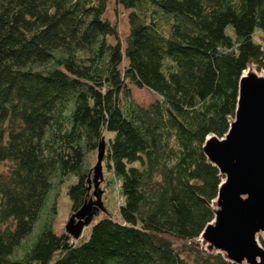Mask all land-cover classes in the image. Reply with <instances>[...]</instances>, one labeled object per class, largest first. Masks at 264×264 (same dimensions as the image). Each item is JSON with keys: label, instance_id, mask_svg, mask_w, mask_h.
<instances>
[{"label": "trees", "instance_id": "obj_1", "mask_svg": "<svg viewBox=\"0 0 264 264\" xmlns=\"http://www.w3.org/2000/svg\"><path fill=\"white\" fill-rule=\"evenodd\" d=\"M116 1L123 48L105 0H0V264H237L196 243L224 177L203 144L228 132L242 72L264 69V0ZM102 139L122 201L78 242L53 230L56 199L75 175L71 214L87 202Z\"/></svg>", "mask_w": 264, "mask_h": 264}, {"label": "water", "instance_id": "obj_2", "mask_svg": "<svg viewBox=\"0 0 264 264\" xmlns=\"http://www.w3.org/2000/svg\"><path fill=\"white\" fill-rule=\"evenodd\" d=\"M238 93L228 132L224 137L208 135L203 144L208 160L224 177L213 201L214 218L200 237L209 249L221 251L237 264H264V246L258 238L260 232L264 237V75L244 70ZM104 149L102 139L88 179L94 184L93 194L70 216L66 231L74 238L88 223L94 205L104 208L97 189L103 175Z\"/></svg>", "mask_w": 264, "mask_h": 264}, {"label": "rangeland", "instance_id": "obj_3", "mask_svg": "<svg viewBox=\"0 0 264 264\" xmlns=\"http://www.w3.org/2000/svg\"><path fill=\"white\" fill-rule=\"evenodd\" d=\"M128 13L129 11L126 10L121 4L117 3L116 0H105L103 3V9L100 11L99 16L100 19L108 24V27L115 32V34H112L108 37L109 42L113 45L120 44L121 47L123 48L125 46V38L126 35L129 32V22H128ZM254 38L261 42L264 45V32L257 30L254 34ZM254 67H256L257 71L263 72L264 69H258V67L254 64L251 63ZM129 86L132 89V93L135 97V99L141 103L142 105H149L153 101H155L159 96L158 94L147 88V87H137L135 84L130 83ZM113 132H111L112 134ZM108 134L105 133V138H107ZM97 153H94V156L91 157L92 161V169L97 162ZM9 165L8 162H2L0 163V169H6L7 166ZM93 172V171H92ZM92 177V176H91ZM76 181V176L72 175L63 185L62 190L60 191L57 199H56V205H57V213L56 216L52 222V228L54 231L60 233L63 231H66L67 225L70 219L71 214V201L70 198L67 194V185L68 183H72ZM90 189H91V195L93 194L94 190V184H90ZM98 192H100V196L102 198V203L105 206L108 207L110 211H114V214L116 215L117 212L116 208L118 203H121V198L119 194H117V189H116V196L111 194V195H106V188H105V182L103 178L99 180V186H98ZM110 194V193H109ZM104 200V201H103ZM117 204V205H116ZM214 203H212L213 206ZM104 206V207H105ZM92 215L88 221V223L84 226L81 234L75 238L76 241H84L89 237L91 227L92 225L101 217H103L107 212L104 210V208L94 205V208H92L91 211ZM67 232V231H66ZM263 235L262 232L258 234V238ZM175 243L177 246L180 245L179 240L174 239ZM196 243H199L200 246L205 248L208 251H218L215 249H209L208 244L199 238ZM221 252V251H218ZM185 253V252H184ZM186 254V253H185ZM187 256V255H186ZM190 259V258H189ZM241 264H249L246 261H244Z\"/></svg>", "mask_w": 264, "mask_h": 264}, {"label": "bare ground", "instance_id": "obj_4", "mask_svg": "<svg viewBox=\"0 0 264 264\" xmlns=\"http://www.w3.org/2000/svg\"><path fill=\"white\" fill-rule=\"evenodd\" d=\"M245 70H246V71H247V70H253V71L258 72L259 74L264 75L263 72H259V71H257L256 67H254L251 63L248 65L247 69H245ZM213 207L216 208V204H213Z\"/></svg>", "mask_w": 264, "mask_h": 264}]
</instances>
